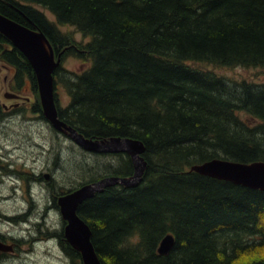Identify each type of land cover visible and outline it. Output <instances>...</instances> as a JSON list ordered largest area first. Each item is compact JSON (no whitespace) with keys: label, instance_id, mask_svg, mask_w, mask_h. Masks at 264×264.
<instances>
[{"label":"trees","instance_id":"16d2710c","mask_svg":"<svg viewBox=\"0 0 264 264\" xmlns=\"http://www.w3.org/2000/svg\"><path fill=\"white\" fill-rule=\"evenodd\" d=\"M0 14L43 32L62 63H90L80 74L62 63L55 70L62 121L86 138L146 147L140 185L107 188L78 209L103 264H264V192L190 172L213 159L264 162V84L190 65L263 68L264 0H0ZM60 26L91 40L78 45ZM0 60L18 90L28 81L39 94L30 62L1 34ZM57 83L70 97L65 107ZM33 113L47 121L41 103ZM115 156L117 164L95 166L77 187L132 176L131 157ZM167 235L176 244L163 256Z\"/></svg>","mask_w":264,"mask_h":264},{"label":"rangeland","instance_id":"374dc122","mask_svg":"<svg viewBox=\"0 0 264 264\" xmlns=\"http://www.w3.org/2000/svg\"><path fill=\"white\" fill-rule=\"evenodd\" d=\"M37 8L50 21L56 22L48 10ZM60 30L73 37L78 45H86L91 40L72 26H60ZM89 65L87 60L74 56L67 57L62 63L64 68L76 74L85 71ZM190 65L211 70L228 80L264 84V67ZM14 74V69L0 60V235L8 243L18 245L16 253L2 259L0 264H80L68 253L67 256L66 250L62 251L66 244L60 235L66 224L52 191L66 192L73 185L80 188L77 185L92 168L117 164L118 157L115 154L89 156L67 135L56 132L50 123L33 113L35 104L40 103L39 94L33 92L28 81L18 90ZM56 86L60 104L65 107L70 101L68 92L62 83ZM7 93L20 95L21 99H7ZM47 173L53 178L50 184L44 179ZM137 241V237L128 240L129 243ZM259 258L251 257L245 261L250 263Z\"/></svg>","mask_w":264,"mask_h":264},{"label":"water","instance_id":"95a60500","mask_svg":"<svg viewBox=\"0 0 264 264\" xmlns=\"http://www.w3.org/2000/svg\"><path fill=\"white\" fill-rule=\"evenodd\" d=\"M0 34L5 36L30 62L38 82V92L43 115L57 132L68 138L83 150L95 154L126 153L131 157L134 173L130 177L110 176L83 185L75 191L61 196L58 205L63 221L64 236L70 246L81 254L83 264H103L92 242L90 226L79 216V207L107 188L115 186L136 187L144 180L147 162L144 158L146 147L142 141L132 138L114 137L110 139L86 138L59 117L55 100L54 73L62 63L61 56L56 58L48 38L38 29H30L0 14ZM7 99L18 100L15 93H7ZM195 172L213 179L231 182L235 185L264 192V162L250 164L223 159H213L193 165ZM176 242L173 235H167L160 243L158 253L168 255ZM14 244L0 240L2 253H14Z\"/></svg>","mask_w":264,"mask_h":264},{"label":"flooded vegetation","instance_id":"af4514ba","mask_svg":"<svg viewBox=\"0 0 264 264\" xmlns=\"http://www.w3.org/2000/svg\"><path fill=\"white\" fill-rule=\"evenodd\" d=\"M19 99L18 100H20L21 99V96L19 95ZM38 179V178H37ZM44 179H45V181H47V183L48 184H50V181L53 179L52 178V176H51V174L50 173H47L46 175H44ZM38 181H42V178H39L38 179ZM76 189H78V188H75V189H73L72 191H75ZM71 191V192H72ZM71 192H69L68 190L66 191V192H55L54 190L52 191V196H53V199H54V201L56 200V203H57V205H58V199L61 197V196H63V195H66V193L68 194V193H71ZM55 203V204H56ZM58 207H59V205H58ZM59 211H60V208H59ZM61 214V213H60ZM62 217V216H61ZM0 240H3L4 242H7L6 241V239L5 238H3L1 235H0ZM8 243V242H7ZM8 244H14V246H15V252L14 253H2L1 254V256H0V262H1V260L2 259H4V258H6L7 256H9V255H13V254H15L16 253V251H17V249H18V245L14 242H12V243H8ZM65 251V248H62V251ZM66 252V251H65ZM66 255L68 256V254H67V252H66Z\"/></svg>","mask_w":264,"mask_h":264}]
</instances>
